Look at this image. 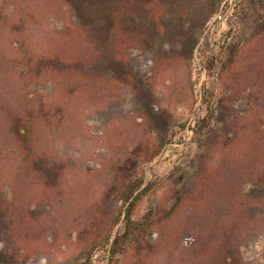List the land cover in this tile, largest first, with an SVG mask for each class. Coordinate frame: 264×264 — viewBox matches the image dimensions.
<instances>
[{
    "label": "rangeland",
    "instance_id": "1",
    "mask_svg": "<svg viewBox=\"0 0 264 264\" xmlns=\"http://www.w3.org/2000/svg\"><path fill=\"white\" fill-rule=\"evenodd\" d=\"M74 1L0 0V251L264 264V0Z\"/></svg>",
    "mask_w": 264,
    "mask_h": 264
},
{
    "label": "trees",
    "instance_id": "2",
    "mask_svg": "<svg viewBox=\"0 0 264 264\" xmlns=\"http://www.w3.org/2000/svg\"><path fill=\"white\" fill-rule=\"evenodd\" d=\"M72 7L73 9L75 10L76 14H78L82 19L83 21L85 22H91L93 23L94 25L96 24V21L101 17L103 16V11H102V8L101 6H97L96 4H94L93 6H90V7H87L85 5V3L83 4H78L76 3L74 0H72ZM214 4V7L213 9H215V6H216V3H213ZM209 14L208 15H204V13H202L198 19H196L195 21H193L191 23V29L193 30V28L195 26H203L209 19ZM173 35V33H171ZM187 34V31H184V32H176L175 31V35L176 36H179L181 39L182 37L186 36ZM178 37V38H179ZM195 43V41H194ZM185 49H191V47L189 48V46L185 45ZM24 100H25V105H27V103L29 102L25 97H24ZM22 116H20V120L22 119V121H25V119L27 118H30V112L26 111V110H23L22 109ZM141 184V181L138 185ZM129 197V195H128ZM141 196H138V198H140ZM135 203V202H134ZM133 203V205H134ZM130 211V208L128 209V212ZM127 212V214H129ZM149 214H147V217H148ZM131 220V219H129ZM127 235V233H125V236ZM118 240L119 239H115L114 241V246H116V244L118 243ZM0 263H3V264H13V261L11 259V257L7 254L4 253V251H0Z\"/></svg>",
    "mask_w": 264,
    "mask_h": 264
},
{
    "label": "built area",
    "instance_id": "3",
    "mask_svg": "<svg viewBox=\"0 0 264 264\" xmlns=\"http://www.w3.org/2000/svg\"><path fill=\"white\" fill-rule=\"evenodd\" d=\"M100 166H101V164L99 162L93 163V167L94 168H99Z\"/></svg>",
    "mask_w": 264,
    "mask_h": 264
}]
</instances>
